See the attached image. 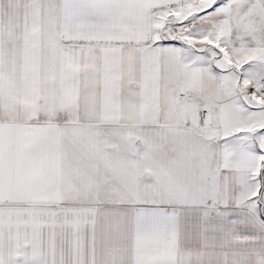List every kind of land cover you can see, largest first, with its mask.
<instances>
[{
    "label": "snow or ice",
    "instance_id": "1",
    "mask_svg": "<svg viewBox=\"0 0 264 264\" xmlns=\"http://www.w3.org/2000/svg\"><path fill=\"white\" fill-rule=\"evenodd\" d=\"M0 264H264V0H0Z\"/></svg>",
    "mask_w": 264,
    "mask_h": 264
}]
</instances>
